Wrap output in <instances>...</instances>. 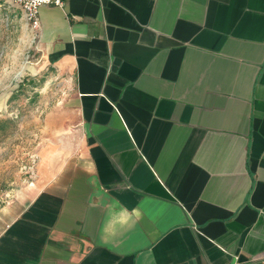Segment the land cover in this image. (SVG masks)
I'll use <instances>...</instances> for the list:
<instances>
[{"label":"crops","instance_id":"crops-1","mask_svg":"<svg viewBox=\"0 0 264 264\" xmlns=\"http://www.w3.org/2000/svg\"><path fill=\"white\" fill-rule=\"evenodd\" d=\"M26 30L61 95L0 264H264V0H65Z\"/></svg>","mask_w":264,"mask_h":264},{"label":"rangeland","instance_id":"rangeland-1","mask_svg":"<svg viewBox=\"0 0 264 264\" xmlns=\"http://www.w3.org/2000/svg\"><path fill=\"white\" fill-rule=\"evenodd\" d=\"M23 22L0 0V210L36 177L39 151L49 142L46 123L62 87L52 69L40 71Z\"/></svg>","mask_w":264,"mask_h":264},{"label":"built area","instance_id":"built-area-1","mask_svg":"<svg viewBox=\"0 0 264 264\" xmlns=\"http://www.w3.org/2000/svg\"><path fill=\"white\" fill-rule=\"evenodd\" d=\"M14 7L31 29H36L39 25L38 11L41 6H65V0H4Z\"/></svg>","mask_w":264,"mask_h":264}]
</instances>
